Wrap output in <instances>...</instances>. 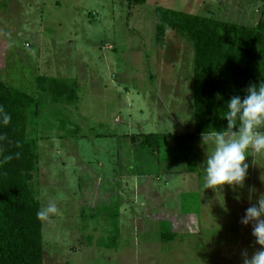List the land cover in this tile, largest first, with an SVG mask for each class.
Masks as SVG:
<instances>
[{
	"label": "rangeland",
	"instance_id": "obj_1",
	"mask_svg": "<svg viewBox=\"0 0 264 264\" xmlns=\"http://www.w3.org/2000/svg\"><path fill=\"white\" fill-rule=\"evenodd\" d=\"M157 6L264 22L258 0H0V81L38 102L31 184L41 209H59L41 219L43 264H242L260 247L240 220L264 193V153L249 152L243 187L215 190L201 136L196 174L172 139L155 153L131 142L192 132L191 44L173 30L155 41ZM40 77L67 82L76 100L52 101Z\"/></svg>",
	"mask_w": 264,
	"mask_h": 264
},
{
	"label": "trees",
	"instance_id": "obj_2",
	"mask_svg": "<svg viewBox=\"0 0 264 264\" xmlns=\"http://www.w3.org/2000/svg\"><path fill=\"white\" fill-rule=\"evenodd\" d=\"M144 6L147 0H122ZM264 4V0H258ZM155 41L163 43L168 30L183 35L192 48V132L179 135L145 134L131 142L140 149L158 151L163 140L176 142L188 174L201 162L196 141L202 133L227 127L225 102L241 98L250 85L264 82V22L247 27L217 20L213 15L155 8ZM40 92L52 101L76 100L75 90L63 80L40 77ZM222 99H217V95ZM38 102L31 95L0 81V108L10 122H0V264H43L41 210L31 179L37 170L36 144L27 137L29 114ZM264 131V128L260 129ZM167 235H163L165 237ZM167 237L171 238V235Z\"/></svg>",
	"mask_w": 264,
	"mask_h": 264
},
{
	"label": "clouds",
	"instance_id": "obj_3",
	"mask_svg": "<svg viewBox=\"0 0 264 264\" xmlns=\"http://www.w3.org/2000/svg\"><path fill=\"white\" fill-rule=\"evenodd\" d=\"M217 99H222L218 94ZM226 112L223 120L227 127L219 131L212 128L201 134L203 145H212L205 153L202 169L207 188L222 190L224 186L243 187L249 165L245 162L249 152L264 153V82L250 85L246 94L232 96L225 102ZM11 120L3 108H0V122L7 125ZM264 181V177L261 178ZM257 189H249L251 194ZM240 197H237L239 202ZM59 209L54 203L37 212L38 219H47L57 214ZM240 223L252 225V236L260 247L250 256L247 251L241 253L242 264H264V193H259L255 204L248 207Z\"/></svg>",
	"mask_w": 264,
	"mask_h": 264
},
{
	"label": "crops",
	"instance_id": "obj_4",
	"mask_svg": "<svg viewBox=\"0 0 264 264\" xmlns=\"http://www.w3.org/2000/svg\"><path fill=\"white\" fill-rule=\"evenodd\" d=\"M198 167H199V165H198Z\"/></svg>",
	"mask_w": 264,
	"mask_h": 264
}]
</instances>
